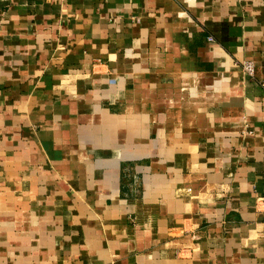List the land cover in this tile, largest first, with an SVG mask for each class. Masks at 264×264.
<instances>
[{
	"label": "crops",
	"instance_id": "1",
	"mask_svg": "<svg viewBox=\"0 0 264 264\" xmlns=\"http://www.w3.org/2000/svg\"><path fill=\"white\" fill-rule=\"evenodd\" d=\"M0 264H264V0H0Z\"/></svg>",
	"mask_w": 264,
	"mask_h": 264
},
{
	"label": "built area",
	"instance_id": "2",
	"mask_svg": "<svg viewBox=\"0 0 264 264\" xmlns=\"http://www.w3.org/2000/svg\"><path fill=\"white\" fill-rule=\"evenodd\" d=\"M210 41L211 42L214 41L213 38H210ZM245 69H246V72L248 73V75L253 76L254 70H253V67L251 65L246 66Z\"/></svg>",
	"mask_w": 264,
	"mask_h": 264
}]
</instances>
